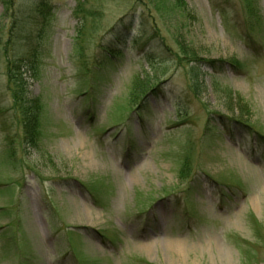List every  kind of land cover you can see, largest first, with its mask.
I'll list each match as a JSON object with an SVG mask.
<instances>
[{"label":"rangeland","instance_id":"obj_1","mask_svg":"<svg viewBox=\"0 0 264 264\" xmlns=\"http://www.w3.org/2000/svg\"><path fill=\"white\" fill-rule=\"evenodd\" d=\"M181 2L49 0L27 136L0 0V264H264V0Z\"/></svg>","mask_w":264,"mask_h":264},{"label":"trees","instance_id":"obj_2","mask_svg":"<svg viewBox=\"0 0 264 264\" xmlns=\"http://www.w3.org/2000/svg\"><path fill=\"white\" fill-rule=\"evenodd\" d=\"M17 1L18 0H4V9L8 14V17L11 15L13 18L12 20L13 24L14 23L17 24V21L19 20L18 19L19 16L25 14L29 24H32L33 26L32 27L27 26L21 31L20 33L21 38L19 36L18 40H21L20 43H22V45L17 46L13 50V48L10 47L8 41L7 42V44H9L8 47L7 46L3 47L4 52L2 51L1 52L3 54V57H5L6 59V64H7L6 74L8 81L7 89L8 91H10L11 97L13 99L12 102L14 105V115L16 117V121L20 124V126H22L23 132L25 133V135L28 136L34 128L33 123L35 122L36 112L38 111L39 105H37L38 104L37 101L35 102L33 100L32 101L25 100L26 87H25L24 77L26 73H29L30 75L29 77L34 75V71L36 69V64H37L38 41L41 35L43 34V28L40 27L37 29L36 27L38 25L36 23H39V20L42 19L43 17L45 18L46 14L50 12V4H49V0H30L31 7H29V9L26 11L25 8L23 7L20 8L18 5L16 8L13 7L14 6L13 4H15V2ZM176 2L178 6L176 7L178 10H180L182 7L184 8V5L181 2V0H176ZM162 10L164 9L162 8ZM12 39L13 36L9 38L11 42H13ZM182 51L186 55L189 53L192 57L196 56L194 50H187V47L185 46H183ZM136 87H138V89L142 92L141 93L142 97L150 91V89L149 90L146 89L147 88L146 86H142L141 82H139ZM152 92H154V90ZM142 97L140 98L141 100ZM226 98L228 103H231L234 100V98L228 96L227 94H226ZM237 103L238 105H241V101H239L235 103V106H237ZM238 115L239 116H237V119L232 118L231 122H235L238 124L242 123L248 126L251 124L247 119L243 117L244 114L240 113ZM183 169H185V166Z\"/></svg>","mask_w":264,"mask_h":264}]
</instances>
